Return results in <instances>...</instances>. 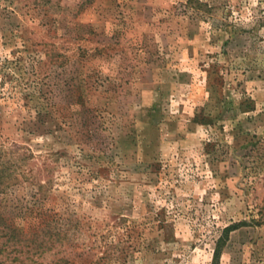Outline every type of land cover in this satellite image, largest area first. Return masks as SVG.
<instances>
[{
	"label": "rangeland",
	"instance_id": "1",
	"mask_svg": "<svg viewBox=\"0 0 264 264\" xmlns=\"http://www.w3.org/2000/svg\"><path fill=\"white\" fill-rule=\"evenodd\" d=\"M200 1L211 7L201 19L186 0H0V61L21 53L25 79L53 85L63 106L68 80L85 79L87 107L112 133L152 118L159 142L150 154L164 169L161 178L134 172L130 150L128 168L80 192L59 186L39 217L58 220L47 230L61 242L34 254L27 243L9 246L1 264H211L221 230L240 221L219 264H264V225L250 222L264 207V0ZM16 97L0 99V143L38 153L14 124ZM33 192L26 182L0 196L22 233L32 232L18 213ZM162 209L169 226L159 224Z\"/></svg>",
	"mask_w": 264,
	"mask_h": 264
},
{
	"label": "trees",
	"instance_id": "2",
	"mask_svg": "<svg viewBox=\"0 0 264 264\" xmlns=\"http://www.w3.org/2000/svg\"><path fill=\"white\" fill-rule=\"evenodd\" d=\"M88 1L85 0V3ZM184 8L191 10L195 19H201L211 12V7L200 0H186ZM0 36V40L5 39V35ZM3 42L0 44L7 43ZM97 52L95 49L94 53ZM20 54L17 53L15 63L7 58L0 61V99L17 96L19 114L14 122L17 131L34 136L40 149L35 153V149L33 151L29 146L13 144V147H6L4 143H0V196L6 195L20 183L28 182L34 186L32 206L28 207L26 204L18 213V216L22 215L19 222H24L27 216L26 220L32 232L22 233L18 223L15 221L14 224L0 211V257L4 256L9 246L15 249L19 244L27 243L32 246L34 254V247L42 253L54 243L61 242L63 237L59 231H55L57 229L54 232L47 230L51 226L56 228L58 220L52 219L47 223L39 217L44 204L58 191L59 186L66 184L70 186V190L82 191L85 183L99 180L102 173L113 172V169L125 166L130 150L129 158L133 160L131 169L134 172H145L161 178L164 171L162 163L157 159L158 154H150L151 149L158 146L159 142L154 132L156 124L152 118L139 131L135 129L128 133L123 131L124 126H118L117 131L112 133L111 127H104L108 123L103 122L102 115L87 107L85 79L76 81L72 77V83L68 80L67 91L71 96L63 106L61 101L54 100L53 85L50 86L35 77L33 87V83L25 79V67L20 65L23 56ZM6 83L11 89L8 95L1 89ZM194 120L207 125L209 117L204 113H197ZM70 146H74L72 151L68 149ZM203 148L207 153L211 144L205 143ZM33 160L37 162L34 169L28 166ZM35 212L38 213L36 217L33 216ZM161 213L163 214L159 224L166 223L169 226L171 217H166L164 209ZM257 215L259 217H252L250 222L255 226L264 225V207L258 209ZM245 224V221L231 223L221 230L214 241L211 264H219L229 234Z\"/></svg>",
	"mask_w": 264,
	"mask_h": 264
}]
</instances>
